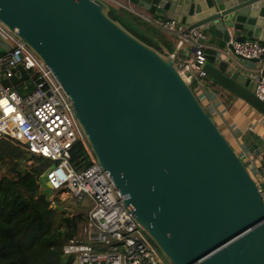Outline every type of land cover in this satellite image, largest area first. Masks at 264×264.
Wrapping results in <instances>:
<instances>
[{
    "label": "water",
    "instance_id": "obj_1",
    "mask_svg": "<svg viewBox=\"0 0 264 264\" xmlns=\"http://www.w3.org/2000/svg\"><path fill=\"white\" fill-rule=\"evenodd\" d=\"M125 1L220 41L205 53L202 71L264 117L254 70L240 63L258 60L225 54L230 41L264 47V0ZM110 8L103 0H0V24L51 71L95 163L168 264H264V198L256 180L175 55L137 38ZM11 50L0 37V58ZM28 77L17 65L0 85L15 89ZM248 135L261 155L263 140Z\"/></svg>",
    "mask_w": 264,
    "mask_h": 264
},
{
    "label": "built area",
    "instance_id": "obj_2",
    "mask_svg": "<svg viewBox=\"0 0 264 264\" xmlns=\"http://www.w3.org/2000/svg\"><path fill=\"white\" fill-rule=\"evenodd\" d=\"M103 1L141 18L163 33L176 35L181 44L189 45L192 55L177 62L194 90L206 78L202 71L208 48L206 32L194 29L185 33L175 22L146 14L125 0ZM0 37L12 45L11 52L0 58L3 77H8L17 65L36 77L33 89L25 95L0 85V140L13 139L26 145L30 153L50 160L54 165L44 176L52 189L64 190L73 199L90 202L85 217L78 223V235L64 247V253L73 256V264H168L124 210L122 196L109 174L95 161L82 171H75L70 165V149L78 142L85 145V139L70 102L51 71L1 24ZM228 44L232 52L225 48V54L256 59L263 66L264 47L260 44L253 41ZM259 72L264 76L262 68ZM261 76L254 78L260 82ZM258 96L264 100L261 93ZM263 184L264 168L257 182L261 194Z\"/></svg>",
    "mask_w": 264,
    "mask_h": 264
},
{
    "label": "trees",
    "instance_id": "obj_3",
    "mask_svg": "<svg viewBox=\"0 0 264 264\" xmlns=\"http://www.w3.org/2000/svg\"><path fill=\"white\" fill-rule=\"evenodd\" d=\"M110 16L143 42L165 54L174 52L176 35L164 34L123 9L111 7ZM29 74L28 92L36 80ZM93 162L81 142L70 149L69 163L75 171L87 169ZM53 165L13 139L0 140V264H73V256L65 254L64 247L78 235V223L86 212L68 213L58 200L51 207L52 190L45 185L41 188L40 180Z\"/></svg>",
    "mask_w": 264,
    "mask_h": 264
},
{
    "label": "crops",
    "instance_id": "obj_4",
    "mask_svg": "<svg viewBox=\"0 0 264 264\" xmlns=\"http://www.w3.org/2000/svg\"><path fill=\"white\" fill-rule=\"evenodd\" d=\"M206 35L207 40L205 43L208 46L206 52L208 50L211 52V50L215 49L214 45H216V42L219 43L220 41L212 38L207 33ZM179 52H181L183 56L179 55ZM187 52H189V54H187ZM172 54H174L179 61L187 60L192 55V49L189 45L181 44L177 38ZM240 63L248 69L254 70V72L249 73L251 77H260L261 74L259 70H261V68L264 72V63L263 66L251 64L249 62ZM2 78V68L0 67V80ZM259 84L261 95L264 96V76H261ZM28 89L27 80L15 88L18 93L21 91L25 93L27 91L25 94L28 93ZM195 92L220 132L228 139L239 158L247 167L251 176L258 182L262 169L264 168L262 162L264 159V152L259 156L255 155L252 148L248 146L251 138L248 134L252 133L264 142V117L246 102L224 90L207 77L200 82ZM262 196L264 198V193Z\"/></svg>",
    "mask_w": 264,
    "mask_h": 264
},
{
    "label": "rangeland",
    "instance_id": "obj_5",
    "mask_svg": "<svg viewBox=\"0 0 264 264\" xmlns=\"http://www.w3.org/2000/svg\"><path fill=\"white\" fill-rule=\"evenodd\" d=\"M108 5L110 7H112L111 4H108ZM27 164L28 165L32 164V161H27ZM43 178H44V175L40 180L41 188L44 186V179ZM56 200H58L61 203L62 210L66 211L68 213H73V212H77V211L78 212L82 211V213H85L90 208V202L87 199L77 201L76 199H73L71 197V195L64 190H61V191L52 190V192L49 194V201H50L52 208L55 207Z\"/></svg>",
    "mask_w": 264,
    "mask_h": 264
}]
</instances>
